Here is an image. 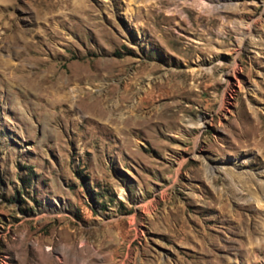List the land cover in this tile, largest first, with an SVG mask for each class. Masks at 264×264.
<instances>
[{
  "label": "rangeland",
  "instance_id": "1",
  "mask_svg": "<svg viewBox=\"0 0 264 264\" xmlns=\"http://www.w3.org/2000/svg\"><path fill=\"white\" fill-rule=\"evenodd\" d=\"M205 1L0 0V264H264V0Z\"/></svg>",
  "mask_w": 264,
  "mask_h": 264
},
{
  "label": "bare ground",
  "instance_id": "2",
  "mask_svg": "<svg viewBox=\"0 0 264 264\" xmlns=\"http://www.w3.org/2000/svg\"><path fill=\"white\" fill-rule=\"evenodd\" d=\"M199 1H201V9L203 8V9H208V10H210V9H212V8H214V6H213V4H211L210 2H208V1H205V0H199ZM248 28V27H247ZM249 28H250V26H249ZM248 31H249V29H248ZM246 33V32H245ZM249 35V34H248ZM243 37V36H242ZM150 79V78H149ZM64 87H62V89H63ZM105 99V98H104ZM104 110V109H103ZM111 110V109H110ZM133 110V109H132ZM102 116H105V113L103 112V114H102ZM129 122V121H128Z\"/></svg>",
  "mask_w": 264,
  "mask_h": 264
}]
</instances>
